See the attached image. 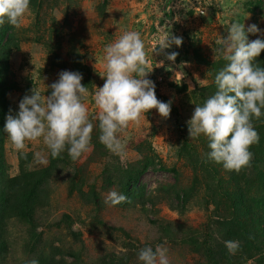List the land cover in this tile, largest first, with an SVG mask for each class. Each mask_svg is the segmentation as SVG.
<instances>
[{
    "label": "rangeland",
    "instance_id": "1",
    "mask_svg": "<svg viewBox=\"0 0 264 264\" xmlns=\"http://www.w3.org/2000/svg\"><path fill=\"white\" fill-rule=\"evenodd\" d=\"M165 1L107 0L105 3V0H46L40 15L29 10L23 18L21 27L14 30L21 36V50L14 53L13 61L17 64L21 85L27 84L28 76L33 79V83L27 85L29 91L25 88L17 91L12 99L11 106L15 108L11 115L18 112L19 102L25 95L31 94V89L36 87L45 97L50 95L49 86L58 80V74L62 70L73 71L75 63H80L90 68V83L82 82V84L89 90L86 104L89 117L96 125L92 134L96 133L99 121L93 118L97 116L99 109L95 105L94 94L106 80V77L102 76L106 71L104 50L124 32L138 31L144 41L146 59L152 70L147 78L155 82L157 98L163 102H166L164 98L173 101V105L179 109L180 118L188 122L197 102H200V97H194L191 92L201 87L198 79L205 85L211 83L210 72L205 65L194 63L190 56L181 52L182 46L178 48L173 45L164 53L154 52L158 38L169 31L182 37L184 43L194 42V50H198L202 58L210 61L222 60V46L219 41L227 36V27L234 20L244 23L246 29L253 24L258 26L259 32L248 34L250 41L264 38V0H260L259 6L253 10L248 4L252 0H171L164 11ZM186 34L189 35L188 38ZM53 38L55 39L52 44L53 49L62 57L63 63H67L54 69L48 63L47 51ZM194 50L191 48L189 54L192 55ZM168 52L179 53L174 62L166 58ZM57 62L61 63L60 59ZM80 70L83 76H89L87 70L82 67ZM175 76L178 83L175 82ZM182 83H186L185 89L178 88ZM181 132L177 118L172 112L169 118H164L157 109H152L143 114L138 121L130 122L121 133V139L125 144L123 159L139 157L136 148L146 139H151L159 158L169 166L173 164L179 169V177L172 172L159 170L158 166L156 169H149L141 177L146 191L157 192L158 187L170 188V193L166 194L170 204L178 202L174 198L172 188L190 184L193 176L191 168L176 155L179 140L183 137ZM150 135L153 137L150 138ZM5 137L4 144L11 174L18 173L19 153L31 155L32 163L36 167H43L49 163H42L35 155L40 153L48 161L49 149L42 138L26 142V149L21 151L15 148L6 132ZM111 154L113 153L110 152ZM75 166L84 168V174L88 177L91 173L99 172L101 167H98L99 157L92 148L75 161ZM224 173L225 170L221 169V174ZM65 177L66 171H61L50 185L51 203L39 214L44 221L40 230L49 242L53 241L55 246L64 243L66 246L73 245L75 249H79L80 244L84 245L86 261L96 258L106 249L125 252L128 248L127 252L134 254L146 245L155 248L159 244L168 248L170 264H193L196 257L188 251V248L181 243L166 241L163 232L153 224V220L179 222L184 219L187 224L203 230L204 223L209 222L213 208L219 203L218 201L214 204V200L211 199L209 201L211 203L206 204L207 209L201 205L204 198L203 194H200L198 199L196 198L189 205L190 210L184 216L167 202L161 203L159 213L144 215L141 214L140 206L133 203H130V209L127 211L122 208L125 204L105 203L108 194L117 190L112 187L103 191L101 184L97 183L102 201V208L99 211L96 205L86 202L80 196V187L78 189L70 186L65 182ZM86 189L85 187L84 191ZM220 210L225 215L231 214L227 202L221 203ZM64 214L74 218L75 228L82 231L83 243L78 241L80 244H76L72 240L66 221L63 220ZM147 216H152V221H149ZM97 218L103 223L98 224L95 220ZM161 237L164 239L161 240ZM216 237L220 239V235ZM127 241L132 245H127ZM12 247L24 252L18 249L16 243ZM263 254H257L246 264H257L256 259L261 258ZM23 256L19 252L16 254L19 263L24 261ZM129 264H142V262L136 256L135 261Z\"/></svg>",
    "mask_w": 264,
    "mask_h": 264
},
{
    "label": "trees",
    "instance_id": "2",
    "mask_svg": "<svg viewBox=\"0 0 264 264\" xmlns=\"http://www.w3.org/2000/svg\"><path fill=\"white\" fill-rule=\"evenodd\" d=\"M170 1H165L164 11ZM45 3L46 0H31L30 10L40 15ZM259 3L260 0H252L248 4L253 10ZM14 30L15 27L8 23L0 26V264H31L33 259L38 260L39 264H129L135 261L136 256L138 257V252L131 254L127 252L128 248L125 252L106 249L96 258L86 261V248L78 243V241L83 243L82 231L75 228V220L68 214H64L63 220L66 221L72 240L80 244L79 249H75L73 245L66 246L64 243L55 246L53 241L49 242L45 238L43 231L40 230L44 221L39 214L44 208L49 207L52 192L50 185L61 171H66L65 182L74 188L80 187V196L86 202L96 205L99 211L102 208V201L97 183L101 184L103 191L114 187L119 193L126 195V201L121 204H125L122 206L124 211L129 210L130 203H133L140 206L141 214L144 215L159 213L161 203L167 202L184 216L190 210L189 205L198 199L200 194H203L204 198L201 205L206 208L211 199L214 200V204L219 201L209 216V222L204 223L203 230L187 224L184 219L179 222L153 220V224L163 232L166 241L181 243L188 248L196 257L193 264H246L257 254L264 253V117L253 121L259 141L250 146L253 153L250 164L239 172L229 171L222 164L207 160L206 154L210 151L207 137L201 135L202 137L197 138L200 141L190 139L188 122L180 118L179 109L172 101L171 112L176 116L183 136L179 140L176 155L191 168L193 175L190 184L172 188L174 198L178 200L176 204H170L166 199L170 188L158 187L157 192L146 191L145 185L141 182V177L149 169H156L157 166L159 170L172 172L179 177L176 165L169 166L159 158L151 139H146L136 148L139 157L122 159L118 155H110V151L99 141V129L92 134L91 148L97 153L98 167H101L99 172L91 173L90 177L84 174V168L75 166V161L70 158L67 150L57 158H52L49 150V163L43 167H36L32 163L31 155L19 153L18 173L11 174L4 144L6 140L4 126L7 116L14 113L15 107L11 105L17 91L24 88L29 91L27 85L33 83V79L28 76L27 84L21 85L17 64L13 61L14 53L21 50V36ZM188 37L186 34V38ZM54 41L53 38L49 49L47 48L48 63L53 69L67 64L63 63L62 57L53 49ZM181 46V52L190 56L194 63L205 65L210 72L211 83L191 92L194 97H200L197 104L202 105L217 90L215 75L228 62L224 59L210 61L202 58L199 51L194 50L192 41L187 44L183 40ZM191 48L194 50L192 55L189 54ZM59 59L61 63L57 62ZM257 62L264 67V52L257 57ZM81 67L89 74L83 76L82 82L89 84L88 66L75 63L73 71L80 72ZM186 87V83H182L178 88ZM164 99L166 102L170 101ZM149 137L152 138L153 135ZM221 169L225 170L224 174H221ZM226 202L231 209L230 215H225L220 210L221 203ZM147 219L152 221V216H147ZM95 220L98 224L103 223L99 218ZM216 235H220V239ZM226 240L239 241L240 247L235 254L230 253L225 247ZM15 243L18 249L24 252L13 248ZM126 244L132 245L129 241ZM18 252L24 255V261L20 263L17 258L20 254L16 257ZM256 262L264 264V254L256 259Z\"/></svg>",
    "mask_w": 264,
    "mask_h": 264
},
{
    "label": "clouds",
    "instance_id": "3",
    "mask_svg": "<svg viewBox=\"0 0 264 264\" xmlns=\"http://www.w3.org/2000/svg\"><path fill=\"white\" fill-rule=\"evenodd\" d=\"M30 4L31 0H0V26L8 23L20 28ZM259 31L255 24L246 29L244 23L236 20L227 27L228 34L219 43L228 63L215 75L217 90L202 105L196 104L188 121L190 139L201 135L208 139L207 160L222 164L229 171L239 172L248 166L253 156L250 146L259 141L253 121L264 117V67L257 62L264 52V38L250 41L248 35ZM182 43V37L168 31L158 38L154 52L164 53ZM144 49L138 31L124 32L108 44L104 50L106 71L102 75L106 80L94 94L99 112L93 119L99 121V141L122 159L125 144L121 133L130 122L138 121L152 109L169 118L172 110V101L159 100L155 82L147 78L152 70ZM178 55L168 52L166 58L174 62ZM58 76L48 85L50 95L45 97L34 87L30 95L21 99L18 112L7 116L4 131L18 150H25L26 142L42 138L52 158L67 150L76 161L90 150L96 127L86 104L89 90L82 84L83 74L79 71L62 70ZM175 82L178 83L176 76ZM198 83L206 87L202 80L198 79ZM35 155L42 163L48 162L40 153ZM126 199V195L113 190L105 203L118 205ZM224 244L232 254L240 247L237 240H226ZM138 260L142 264H170L168 248L146 245L138 252ZM31 264L39 261L33 259Z\"/></svg>",
    "mask_w": 264,
    "mask_h": 264
}]
</instances>
